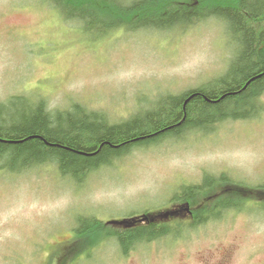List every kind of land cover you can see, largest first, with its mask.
Wrapping results in <instances>:
<instances>
[{"label": "rangeland", "instance_id": "rangeland-1", "mask_svg": "<svg viewBox=\"0 0 264 264\" xmlns=\"http://www.w3.org/2000/svg\"><path fill=\"white\" fill-rule=\"evenodd\" d=\"M114 30L99 37L87 35L77 21L63 19L47 0H0V104L15 96L42 99L46 109L54 112L69 110L77 103L116 123L150 108L163 94H180L224 74L234 54L225 25L213 16L165 30H126L124 26ZM130 51L160 68L185 53L196 52L203 57L202 70L186 79L154 74L136 84L117 86L109 76L126 64ZM192 141L202 145L264 143V93L255 117L225 121L207 134L167 136L132 147L109 165L89 171L81 182L59 175L52 164L18 173L0 170V189L11 191L23 181L37 197L60 188H70L75 194L72 205L62 212L0 223V264H264V232L257 235L252 228L256 219L264 220V176L238 180L227 171L207 167L168 172L161 147ZM137 153L160 162L161 178L153 187L135 196L93 199L97 187L113 189L132 182L140 167ZM220 174L227 181L220 180ZM208 178L210 183H218L211 192L212 202L231 198L230 206L221 207L217 217L208 213L202 221L192 223L196 198H186L182 192L186 186L202 187ZM226 182L231 186L223 189ZM237 187L245 191H231ZM238 194L240 199L235 200ZM186 206L191 209L190 217L182 209ZM178 207L182 214L165 219L169 210ZM148 214L163 217L165 222L159 224L172 227L169 230H175V235L135 242L125 250L117 239L107 238L86 253L80 252L75 228L81 217L94 216L104 224Z\"/></svg>", "mask_w": 264, "mask_h": 264}, {"label": "trees", "instance_id": "trees-1", "mask_svg": "<svg viewBox=\"0 0 264 264\" xmlns=\"http://www.w3.org/2000/svg\"><path fill=\"white\" fill-rule=\"evenodd\" d=\"M47 2L63 19L77 21L82 32L94 37L121 26L126 30H165L213 16L225 25L234 54L224 74L180 94H163L150 108L116 123L109 122L103 113L88 111L77 103L69 110L51 112L42 99L34 101L15 96L6 104H0V170L18 173L52 164L59 175L81 182L89 171L101 164L109 165L132 147L167 136L182 137L191 132L207 134L217 124L257 115L259 99L264 93V0ZM192 91L198 94L185 103ZM219 178L227 181L223 174ZM205 180L207 183L204 181L202 187L186 186L182 192L186 198L191 195L196 198L192 204V223L202 221L203 215L208 213L217 217L221 207H229L232 200L220 198L213 203L211 192L218 183H210V178ZM230 186L231 183L226 182L223 189ZM231 189L236 193L245 191L241 187ZM234 199L239 200L240 195ZM166 215L169 218L165 219L176 217L172 212ZM169 229H172L169 225L156 223L133 228L107 227L102 220L90 216L80 218L75 232L80 252L86 253L87 248L107 238L117 239L125 250L135 242L156 240L167 234L174 236L175 230ZM87 236L99 239L92 242Z\"/></svg>", "mask_w": 264, "mask_h": 264}, {"label": "clouds", "instance_id": "clouds-1", "mask_svg": "<svg viewBox=\"0 0 264 264\" xmlns=\"http://www.w3.org/2000/svg\"><path fill=\"white\" fill-rule=\"evenodd\" d=\"M127 57L126 64L118 66L109 76V80L117 86L136 84L154 74L186 79L201 71L203 65V57L196 52L185 53L164 68L149 64L136 51L128 52ZM197 94L192 91L185 103ZM160 150L166 153L164 167L168 172H193L207 167L227 171L238 180L264 176V143L225 142L202 145L192 141L183 145H164ZM136 158L140 167L132 182L113 189L97 187L92 198L130 197L151 189L161 178L160 162L149 159L143 153H137ZM74 200L75 194L70 188L44 192L37 197L29 184L22 181L11 191L0 189V223L18 222L34 214H56L69 208ZM252 228L257 235L261 234L264 232V220L256 219Z\"/></svg>", "mask_w": 264, "mask_h": 264}, {"label": "flooded vegetation", "instance_id": "flooded-vegetation-1", "mask_svg": "<svg viewBox=\"0 0 264 264\" xmlns=\"http://www.w3.org/2000/svg\"><path fill=\"white\" fill-rule=\"evenodd\" d=\"M180 209L181 208L178 207L177 209L170 210L169 212L175 213L176 216H179L180 214H182ZM182 209L186 210L187 214L191 213L190 211L188 212V208L187 207L182 208ZM154 223L159 224L160 221H158L157 218L155 219L154 216H150L148 214V215H145V216H142V217H139V218L132 219L130 224H129V228H133V227H136V226H145V225L154 224Z\"/></svg>", "mask_w": 264, "mask_h": 264}]
</instances>
